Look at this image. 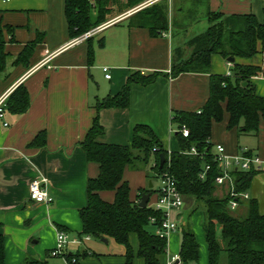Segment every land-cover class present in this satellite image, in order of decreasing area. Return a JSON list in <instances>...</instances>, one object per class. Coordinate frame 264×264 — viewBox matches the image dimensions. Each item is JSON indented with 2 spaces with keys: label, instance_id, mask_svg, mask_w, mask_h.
<instances>
[{
  "label": "crops",
  "instance_id": "1",
  "mask_svg": "<svg viewBox=\"0 0 264 264\" xmlns=\"http://www.w3.org/2000/svg\"><path fill=\"white\" fill-rule=\"evenodd\" d=\"M124 2L126 0H120ZM142 3L124 10L116 7L117 12L108 16L105 22L116 21L93 37L94 59L90 63L88 41L73 43L74 38L70 37L65 0H0V27L8 54L5 67L0 70V97L12 93L20 84L26 86L30 95L27 112L6 111L4 118H0V234L5 237L6 264H22L29 257L55 264L50 261V253L57 245L58 231L82 237L79 210L87 205L88 180L99 175L100 167L87 159L80 143L97 116L104 127V133L98 138L101 142L131 145L134 127L145 124L167 150L179 151L180 144L171 122L173 112L202 108L210 95V74H228L233 64L213 54L209 72H185L174 78L161 75L146 86L133 83L127 108L98 110L97 99L121 91L132 70L170 73L175 56L186 51L190 40L209 27V12L227 16L254 14L264 23V0H195L193 6L190 4L177 11L168 0L169 29L153 36L148 28L129 25V18ZM202 16L207 17L208 26L204 23L203 30H197ZM8 27H12V34ZM39 33L43 38L35 46L29 63H15L16 57ZM47 51L53 53L52 56L37 66L47 57ZM234 62L264 67V56L258 53L252 58H235ZM103 67L109 68L111 78H106ZM263 77L251 78L257 94L262 97ZM229 119L225 110L223 119L212 125L213 153L218 145H223L228 157L247 148L264 159V118L256 135L240 134L237 127L229 128ZM42 132L45 145L34 144ZM38 178L44 179L43 185L54 196L52 204L36 203L29 198V184ZM124 180L130 184V198L134 201L138 199L139 189L149 188L148 175L143 169L126 168ZM158 187L154 188L153 184L152 188ZM218 189L227 195V187L218 186L215 196L220 197ZM246 191L261 207L264 172L256 173ZM100 195L112 202L115 191H101ZM155 199L156 193L151 195L150 205ZM250 199L243 200L237 209L247 211ZM187 211L182 207L172 212L171 217L179 228L168 235L166 252L159 255L160 264H174L179 257L182 239L179 229L187 223ZM191 217L200 245L199 260L191 264H209L204 224L203 229H197V213ZM130 244L133 264H145L138 256L139 240L135 233L130 235ZM70 246L77 247L76 253L69 252ZM66 251L80 256L78 264H126L125 246L110 237L98 241L91 236L81 243L67 244L65 256Z\"/></svg>",
  "mask_w": 264,
  "mask_h": 264
},
{
  "label": "trees",
  "instance_id": "2",
  "mask_svg": "<svg viewBox=\"0 0 264 264\" xmlns=\"http://www.w3.org/2000/svg\"><path fill=\"white\" fill-rule=\"evenodd\" d=\"M145 0H65V15L71 38L104 23L108 16L119 10L129 9ZM94 13V14H93ZM209 27L192 38L188 56L176 55L170 73L160 71L141 72L132 70L124 87L115 95L97 99L95 107L127 108L130 105V90L133 83L143 86L153 83L159 76L177 77L185 72H209L211 56L219 54L225 59L252 58L258 53L264 56V23L254 14L231 15L208 13ZM130 26L148 28L153 36L161 35L169 29L168 0H160L149 5L129 18ZM12 34V27H8ZM95 36V35H94ZM89 43V61L93 62V37ZM43 34L28 43L14 60L15 63H29L35 46L41 42ZM5 39L0 27V70L5 67L8 54L5 53ZM230 74H210V95L207 102L197 111H175L172 125H176L175 135L180 144L179 151L167 150L151 127L137 124L133 130L131 145L101 142L98 138L104 133V127L97 116L85 139L80 143L87 159L99 164L97 177L87 183V205L79 210L83 228L80 236L113 238L126 248V264H133L134 252L130 244V235L135 233L139 240L138 256L145 264H160L159 255L166 252L167 238L155 233V228L163 219V213L149 203L139 206V200L145 193L157 192L154 188L139 189L138 199L130 198L131 187L124 180L126 168L143 169L150 166L154 177L169 172L177 180V186L185 198L192 204L202 201L204 204V231L209 251V264H218L223 251L227 253L228 264H264V212L257 199L247 202L244 216H238L228 207L229 196H215L218 185L215 178L220 173L219 165L214 161L210 141L212 125L223 119L225 110L229 113L228 127H237L240 134H257L260 120L264 118V97L259 96L251 82L255 76H264V67L232 62ZM30 107V95L25 85L20 84L6 100V111L24 114ZM186 126L189 135L184 137L180 129ZM45 133H39L34 144L44 146ZM195 147L199 155L190 153ZM161 156L165 162L160 167ZM206 163L212 165L206 178L199 177ZM256 172L235 171L237 190L246 191ZM148 174V178L150 179ZM115 191L112 202L103 199L101 191ZM196 208L193 209V211ZM192 211V212H193ZM155 221L152 222V219ZM152 228L153 230H151ZM200 245L196 233L189 223L182 227L180 246V264L197 263ZM98 255L96 253H91ZM87 255V253H85ZM78 254H67L68 264H78ZM0 264L5 262V237L0 234ZM22 264H53L47 259L29 257Z\"/></svg>",
  "mask_w": 264,
  "mask_h": 264
},
{
  "label": "built area",
  "instance_id": "3",
  "mask_svg": "<svg viewBox=\"0 0 264 264\" xmlns=\"http://www.w3.org/2000/svg\"><path fill=\"white\" fill-rule=\"evenodd\" d=\"M9 1V0H7ZM93 5H95L96 0H90ZM157 0H147L140 4L135 11L141 10ZM115 20L107 21L98 25L97 27L85 32L84 34L75 37L72 42L77 43L98 34L105 27L114 23ZM63 47L59 50H62ZM58 50V51H59ZM53 53L47 51V57L43 59L37 66L42 65L47 61ZM106 78H111L108 67H103ZM230 74V72H228ZM259 77V76H258ZM264 78V77H263ZM9 94H5L0 97V118L5 116V106L6 100ZM7 126L8 123L4 122ZM182 135L187 137L189 135V129L183 126L180 129ZM190 153L193 155H199L197 149L192 147ZM214 161H216L220 168V173L215 178V184L218 186L227 187V195L229 196L228 207L231 210L237 209L243 200L250 199V194L247 191H239L236 186L235 171H253V172H264V159H262L258 154H253L247 148H241L238 154L234 157H228L225 154V148L223 145H218L216 147V152L214 153ZM212 165L206 163L203 166V170L200 172L199 177L205 179L207 172L211 169ZM160 181L159 187L156 192V199L151 204L157 210L163 213V219L160 224L155 228V233L161 238H167L168 235L178 230L179 226L176 220H173L171 214L175 210H180L184 206L185 197L179 190L177 186V180L174 175L169 172H164L158 176ZM44 179H34L29 184V198L36 203L52 204L54 202V196L48 191V189L43 185ZM140 202V200H139ZM155 219H152V222ZM90 235H83L82 237H71L66 231L59 230L57 233V245L51 251L50 255L59 256L63 255L64 249L67 244L70 243H81L83 240L90 239ZM179 260L177 264H180L179 257L175 259Z\"/></svg>",
  "mask_w": 264,
  "mask_h": 264
},
{
  "label": "rangeland",
  "instance_id": "4",
  "mask_svg": "<svg viewBox=\"0 0 264 264\" xmlns=\"http://www.w3.org/2000/svg\"><path fill=\"white\" fill-rule=\"evenodd\" d=\"M145 1H147V0H145ZM171 2L174 4V10L177 11V9L182 8V7L184 9H186L185 7L190 6V4L191 5L192 4L194 5L195 0H171ZM174 10H173V12H174ZM176 11H175V13H176ZM115 12H117V11H115ZM115 12H113V13H115ZM204 23H206L207 24L206 26H208L207 17L202 16V18H200L199 22L196 25L197 30H203L202 25H204ZM98 38L99 37L96 38V41H97ZM190 52H191V50L189 48H187L186 51H181L180 52V55L183 56V57H185V56H188L190 54ZM101 73H102L101 77H104V72L101 71ZM95 85H97V84L95 83ZM172 128L173 129L176 128V125H173ZM136 168H131V169H134L135 170ZM143 170L146 171L147 175L149 174L151 176L150 179L148 178V180H149L148 181V187L150 186V182L153 181L152 184H154V188H157L159 186V184H160V181H159V179L157 177H154L153 172H151L150 166L148 168H143ZM217 193L220 195V197H223L221 195H225V191L224 190L222 191V190L218 189V192ZM189 199L190 198H185V200H184V206L183 207L186 210H188L187 211V214H189V216L186 215V221L185 222L189 223L190 226L193 228L194 221L192 220V217L191 216L193 214L197 213V218H196L197 229H200L201 230V228L203 229V224L205 222L204 204H203L202 201H197V203L194 205V204L191 203V200L192 199L191 200H189ZM194 208H196V209L193 211ZM260 208H261V211L264 212V200L262 201V205H261ZM241 210L242 209L239 208V209H236V210H231V212L233 214H235V215H238V216H244L245 213H246V211H245V209H244V211H241ZM150 229L153 230L152 228H150ZM179 231L181 233L182 232V228H180ZM94 239L100 241V238H98V237H94ZM73 250H75V251H73ZM76 250H77V247L76 246H70V248H69V252H75L76 253ZM67 252L68 251H66L64 254H67ZM50 261L51 262H54L55 264H68L65 255L51 256L50 257ZM218 264H227V253H226V251H223L221 253Z\"/></svg>",
  "mask_w": 264,
  "mask_h": 264
},
{
  "label": "water",
  "instance_id": "5",
  "mask_svg": "<svg viewBox=\"0 0 264 264\" xmlns=\"http://www.w3.org/2000/svg\"><path fill=\"white\" fill-rule=\"evenodd\" d=\"M228 61L229 62H234L235 58L234 57H229ZM164 162H165V158H164V156H161L160 167L163 166ZM149 187L150 188L153 187L152 182H150V186ZM150 197H151V192L143 194L142 198H141V200L139 202V206L146 207L148 205V203H149ZM178 262H179V260H176L174 264H177Z\"/></svg>",
  "mask_w": 264,
  "mask_h": 264
}]
</instances>
